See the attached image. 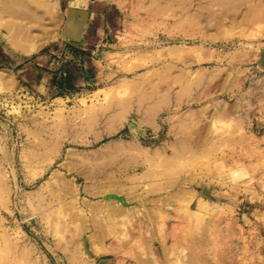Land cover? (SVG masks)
<instances>
[{
  "label": "rangeland",
  "instance_id": "obj_1",
  "mask_svg": "<svg viewBox=\"0 0 264 264\" xmlns=\"http://www.w3.org/2000/svg\"><path fill=\"white\" fill-rule=\"evenodd\" d=\"M0 72V264H264V0H0Z\"/></svg>",
  "mask_w": 264,
  "mask_h": 264
},
{
  "label": "bare ground",
  "instance_id": "obj_2",
  "mask_svg": "<svg viewBox=\"0 0 264 264\" xmlns=\"http://www.w3.org/2000/svg\"><path fill=\"white\" fill-rule=\"evenodd\" d=\"M79 13H81L80 17L82 18L80 20H84V21L88 20L90 15H91V13H89V12H86V13L85 12H79ZM66 25H67V27H66V32H65V34H66L65 38L67 40H70V41H73V42H80L81 39H80L79 34L77 32V24H76V22L74 20H69V21H67ZM0 75H1V72H0Z\"/></svg>",
  "mask_w": 264,
  "mask_h": 264
},
{
  "label": "crops",
  "instance_id": "obj_3",
  "mask_svg": "<svg viewBox=\"0 0 264 264\" xmlns=\"http://www.w3.org/2000/svg\"><path fill=\"white\" fill-rule=\"evenodd\" d=\"M90 23V22H88ZM85 23V24H88ZM82 24V25H85ZM146 197V196H145ZM146 198H151V199H158L159 196H151V197H146ZM162 199L166 200H174V199H180V198H185V184L181 183L180 180L177 181V184L173 186L172 190H168L165 192L162 196Z\"/></svg>",
  "mask_w": 264,
  "mask_h": 264
},
{
  "label": "trees",
  "instance_id": "obj_4",
  "mask_svg": "<svg viewBox=\"0 0 264 264\" xmlns=\"http://www.w3.org/2000/svg\"><path fill=\"white\" fill-rule=\"evenodd\" d=\"M109 141H110V139H104L102 142H100V143L97 145V147H100V146H102V145L108 143Z\"/></svg>",
  "mask_w": 264,
  "mask_h": 264
}]
</instances>
